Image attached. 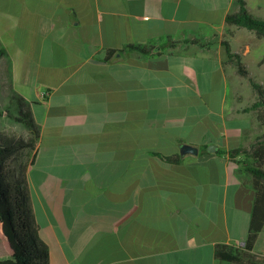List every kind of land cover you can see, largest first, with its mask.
<instances>
[{
    "label": "crops",
    "instance_id": "0c3cea01",
    "mask_svg": "<svg viewBox=\"0 0 264 264\" xmlns=\"http://www.w3.org/2000/svg\"><path fill=\"white\" fill-rule=\"evenodd\" d=\"M245 1L264 19V0ZM239 9V0H0V98L24 103L40 130L26 176L49 264H245L215 251L245 244L255 189L243 164L264 134L223 58L227 39L251 75L250 64L264 72L261 37L226 22ZM129 43L163 49L108 55ZM227 65L240 102L230 117ZM196 122L226 129L186 130ZM180 142L224 153L176 164L154 153L177 154ZM237 148L249 153L232 158ZM16 246L0 221V259ZM252 251L264 257V227Z\"/></svg>",
    "mask_w": 264,
    "mask_h": 264
},
{
    "label": "trees",
    "instance_id": "16d2710c",
    "mask_svg": "<svg viewBox=\"0 0 264 264\" xmlns=\"http://www.w3.org/2000/svg\"><path fill=\"white\" fill-rule=\"evenodd\" d=\"M240 9L237 13H229L226 16L228 25L247 28L256 33L258 37L264 38V19L255 17L247 8L245 0H239ZM190 41V40H188ZM195 41V40H191ZM197 43L207 46L211 42ZM223 58L225 63H233L237 72L247 77L257 93V99L253 101L245 110L255 111L258 120L264 124V89L251 75L247 66L242 60V55L232 50L227 39L221 41ZM160 44H142L129 43L119 51H137L143 55L154 56L162 52ZM109 56L116 52L110 49ZM5 53L0 49V56ZM107 61V60H106ZM21 105L24 103L20 102ZM3 112L0 110V115ZM16 119L23 122L30 129L31 137L29 139L12 138L0 133V220L11 230L16 242V248L11 257L0 259V264H49V251L47 247L40 242L36 232L35 224L29 206V192L26 176V165L22 167L17 174L10 166L9 160L20 150L24 148L33 149L40 137V130L34 121L29 110L20 112ZM208 144L201 145V154H209ZM217 153H224L219 147ZM164 161L172 164L179 163L183 158L180 153L167 155L161 152H154ZM229 155L234 158L237 155H247L249 152L244 148L232 149ZM253 164L247 165L244 160V168L251 175L253 187L255 189V199L252 209V215L249 225V232L245 244L241 246L219 243L215 251L217 257L239 261L245 264H264V257L257 256L252 250L255 242L264 227V134L254 143L251 152ZM30 222L31 228L27 223Z\"/></svg>",
    "mask_w": 264,
    "mask_h": 264
},
{
    "label": "rangeland",
    "instance_id": "374dc122",
    "mask_svg": "<svg viewBox=\"0 0 264 264\" xmlns=\"http://www.w3.org/2000/svg\"><path fill=\"white\" fill-rule=\"evenodd\" d=\"M247 29V28H246ZM249 30V29H248ZM262 42H264V38H261ZM254 54L255 56H257L258 58L261 56L262 50L259 49H255L254 50ZM251 69L253 70L252 72V77L259 83L261 84L262 88L264 89V72L261 71L258 67L257 64H250ZM227 76H228V87L225 93V102H224V112H225V116L226 117H230L232 115L233 109L234 107L240 103V102H236L234 101L233 98V90H232V86H231V74L232 72V66L231 65H227ZM236 74L234 75L233 78H235L236 80V90L238 91V93L242 94L243 99L241 102L242 106L245 105H249L251 104L257 96L256 91L254 90V88L252 87L249 79L247 77H243L241 76L237 70H236ZM0 93H2V90L0 89ZM257 99V98H256ZM24 109L22 106H20V103L18 101H14V102H9V100H5L0 98V110L4 111V113H2L0 115V133L4 134L5 136L8 137H12V138H23V139H29L31 137H28L26 130H27V125L23 122H19L16 117L20 116V110ZM6 111H8L7 113H5ZM203 123L201 122H196V123H189L186 126V130H211L208 133L210 134H217L219 133L217 130H225V127H222L220 124V127L218 126V124H206V125H201ZM260 128H263L264 130V126L261 125ZM191 135H193L194 137L199 138V136L202 134L201 131H195V132H190ZM204 133V132H203ZM191 139V138H190ZM48 142H46L47 144ZM47 147H43L41 149L42 154H45ZM178 149V147H177ZM31 148H24L20 151H18L10 160H9V164L11 166V168L18 174L20 169L22 167H24L27 164V157L31 156L32 153ZM189 160L192 159V155H189ZM56 218V217H55ZM1 221V220H0ZM2 223V228L4 226L3 221H1ZM28 228H31L30 226V222L28 220L27 223Z\"/></svg>",
    "mask_w": 264,
    "mask_h": 264
},
{
    "label": "water",
    "instance_id": "95a60500",
    "mask_svg": "<svg viewBox=\"0 0 264 264\" xmlns=\"http://www.w3.org/2000/svg\"><path fill=\"white\" fill-rule=\"evenodd\" d=\"M123 57L121 51H116L112 57V60H118ZM179 146V153L182 158L188 156V155H198L200 153V147L197 144L193 143H187V142H180L178 144ZM217 144H210L207 147V150L210 152H213L217 150Z\"/></svg>",
    "mask_w": 264,
    "mask_h": 264
}]
</instances>
